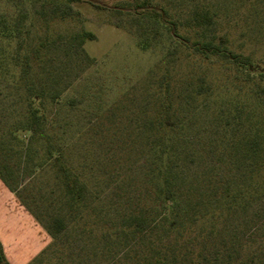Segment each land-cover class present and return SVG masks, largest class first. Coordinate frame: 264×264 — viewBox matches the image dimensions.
I'll list each match as a JSON object with an SVG mask.
<instances>
[{
	"label": "rangeland",
	"instance_id": "1",
	"mask_svg": "<svg viewBox=\"0 0 264 264\" xmlns=\"http://www.w3.org/2000/svg\"><path fill=\"white\" fill-rule=\"evenodd\" d=\"M135 1L96 0L98 7L75 3L70 16L63 18L64 6L54 0H0V142L10 143L12 129L28 139L32 133L22 127V122L27 109H36L50 123L47 126L44 122L40 138L32 140L39 154L45 156V137L50 135L62 148L66 164L87 187L88 205L83 217L72 213L78 215L73 217L75 222L68 221L54 254L44 258L42 264H63L64 260L68 264H110L104 241L94 237L102 230L90 232L92 222L96 217L102 223L117 220L154 203L148 181L152 155L143 148L144 133L138 124L144 119L143 109L154 113L156 87L164 73H170L171 87L182 99L204 79L214 93L211 108L235 102L255 104L256 74L249 76L222 55L204 58L192 42L215 36V46L249 55L264 66V0H202L218 18L201 33L186 27L197 0H153L168 10L166 23L125 8ZM174 20L179 31L189 37L188 43L168 33L166 24ZM81 31L96 34L84 45L91 63L73 59L72 68L65 70L69 87L55 101L45 100L43 104L39 98L32 99L31 94L41 86H64L63 80L54 83L46 79L52 71L64 72L59 66L62 55L51 53L46 64L31 60L26 78L32 80L27 83L32 88L15 82L24 73L25 57L46 38ZM221 35L227 42L221 41ZM142 39L149 42L147 49L140 47ZM14 61L18 62L16 66ZM193 103V108L181 110L191 122L186 134L191 147L188 158L180 163V171L190 180L209 169L219 170L223 176L231 173L237 165L222 146L221 138L226 134L210 129V107L201 108L200 100ZM229 115L232 117L231 112ZM52 163L39 164L20 188L31 211L41 213L48 222L55 212L49 207L55 194L50 193L55 190L59 194L62 182L60 166ZM32 215L0 179V239L13 264H33L53 241Z\"/></svg>",
	"mask_w": 264,
	"mask_h": 264
},
{
	"label": "trees",
	"instance_id": "2",
	"mask_svg": "<svg viewBox=\"0 0 264 264\" xmlns=\"http://www.w3.org/2000/svg\"><path fill=\"white\" fill-rule=\"evenodd\" d=\"M54 1L64 6L63 18L70 16L72 4L87 2L99 6L96 0ZM125 8L166 23L168 10L153 0H137ZM217 18V13L212 12L202 0H197L190 10L186 27L206 32L215 25ZM166 27L172 38L177 36L178 41L188 43L189 37L179 31L175 20ZM95 37L92 31H81L46 38L25 57L24 76L20 74L15 82L23 85L32 83L29 76L26 78V67L31 60L46 64L51 53L61 54L59 66L64 72L52 71L46 79L54 83L63 80L64 86L48 88L44 85L40 91H35V95L31 94L32 99L39 98L43 104L45 100L55 101L69 87L65 70L72 68L73 59L91 63L92 57L84 45ZM214 39L215 36L212 39L202 36L192 45L204 58L222 55L245 69L249 76L256 74L253 78L255 104L235 102L234 105L211 108L210 99L214 93L204 79L189 89L190 92L182 99V95L175 94L171 87L170 73L163 74L156 87L155 111H151L154 113L143 109L144 119L138 124L144 133L143 148L152 155L148 181L154 203L119 216L117 220L111 218L102 223L96 217L92 222L94 226L90 232L102 230L100 236L94 237L104 241L103 250L111 260L110 264H264V66L249 55L220 49L214 45ZM220 39L223 43L228 40L225 35ZM148 44L146 39L139 41L142 49H147ZM13 64L16 66L18 62ZM198 100L201 108L210 107L209 114L213 118L210 129L226 134L221 138L222 146L237 166L224 176L219 170L209 169L190 180L179 169L180 163L188 158V147H191L190 138L186 135L191 122L181 115V110L193 108V102ZM181 103L182 107L178 106ZM35 111L27 109L22 122V127L32 133L28 139H23L16 129H12L10 143L0 142V179L31 211L20 192L26 176L33 174L39 164L45 165L51 160L53 165L58 164L61 168V190L57 195L55 190L50 193L55 194L49 204L53 211L55 209L51 221L42 218L41 213L31 211L53 239L33 263L42 264L44 258L54 254L68 221L75 222L78 213L79 218L83 217L88 202L85 182L66 164L63 150L53 137L48 134L45 137V156H41L38 147L32 143L35 138H40L43 123L50 124L48 117ZM62 262L68 264L65 260ZM0 264H11L1 240Z\"/></svg>",
	"mask_w": 264,
	"mask_h": 264
},
{
	"label": "crops",
	"instance_id": "3",
	"mask_svg": "<svg viewBox=\"0 0 264 264\" xmlns=\"http://www.w3.org/2000/svg\"><path fill=\"white\" fill-rule=\"evenodd\" d=\"M18 202L21 204V206L24 208V210L25 211H27L29 214H31L32 215V213L22 204V202L19 200V198H18ZM33 216V215H32ZM33 218L35 219V220H37L34 216H33ZM1 240V239H0ZM2 242V241H1ZM3 244V243H2ZM3 248H4V252H5V254H6V257L8 258V255H7V252H6V248H5V245L3 244ZM8 260L10 261V259L8 258ZM10 263L11 264H13L12 263V261H10Z\"/></svg>",
	"mask_w": 264,
	"mask_h": 264
}]
</instances>
